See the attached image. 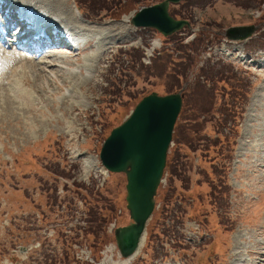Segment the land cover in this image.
<instances>
[{"label": "rangeland", "instance_id": "374dc122", "mask_svg": "<svg viewBox=\"0 0 264 264\" xmlns=\"http://www.w3.org/2000/svg\"><path fill=\"white\" fill-rule=\"evenodd\" d=\"M157 1H27L56 15L65 29L92 37L76 57L60 46L46 50L35 58L40 66H29L34 55L17 51L14 39L3 46L0 38V60L5 52L29 60L16 78L19 96L15 83L0 91V264L121 262L114 241L92 256L80 238L70 248L71 260L73 252L79 256L75 262L55 254L62 230L77 235L81 227L86 238V216L109 203L117 225L130 223L125 176L102 167L101 145L144 96L178 88L184 103L176 124L182 128L169 149L145 241L129 264H264V62L258 63L264 59V0L170 6L174 18L189 22L169 44L191 45L194 60L183 84L168 67L150 65L152 51L161 47L153 46L158 33L124 22ZM250 25V39H226L227 29Z\"/></svg>", "mask_w": 264, "mask_h": 264}, {"label": "water", "instance_id": "95a60500", "mask_svg": "<svg viewBox=\"0 0 264 264\" xmlns=\"http://www.w3.org/2000/svg\"><path fill=\"white\" fill-rule=\"evenodd\" d=\"M180 0H163L142 8L131 19L134 27L152 28L167 37L189 26L185 20H176L168 13L170 4ZM255 28L233 27L226 31L231 40L249 38ZM180 93L143 97L130 115L112 129L103 142L99 159L112 173L126 176V209L132 223L114 232L121 257H131L144 234L145 226L154 209V196L161 181L174 124L180 113Z\"/></svg>", "mask_w": 264, "mask_h": 264}, {"label": "bare ground", "instance_id": "6f19581e", "mask_svg": "<svg viewBox=\"0 0 264 264\" xmlns=\"http://www.w3.org/2000/svg\"><path fill=\"white\" fill-rule=\"evenodd\" d=\"M27 1H29V0H20V2H21V4L22 5H26L25 3H28ZM36 5V4H35ZM30 6H34L33 4L31 5L30 3H29V7ZM47 7V6H46ZM7 9V11H4L5 13H4V15H3V18H4V20L5 19H11V22L12 23H14V26L15 27H17V26H20L23 22H25V20H26V17H22V16H17L18 15V9L16 10V6H11L9 3H5V2H0V10L1 9ZM35 8H41V7H39V6H37V7H35ZM49 9H50V7H49ZM55 12V11H54ZM58 13V12H57ZM48 14H50V15H52V16H56V15H54V14H51V13H48ZM66 20H68V21H70L71 22V20H69V19H65V17H64V21H62V22H64L65 23V21ZM124 22H129V19L128 18H125L124 19ZM61 22H59V24H60ZM71 23H73V22H71ZM65 27V26H64ZM64 27H62V30L61 29H54V30H51L50 31V35H49V39H50V37H51V39H50V41H48V43H50L51 44V47L52 48H57L58 47V45L60 44L61 45V47H62V45L63 44H61L62 42H64V41H66L67 40V38L69 37L65 32H64ZM75 27V26H74ZM77 27V26H76ZM67 28V27H66ZM68 29V30H67ZM66 29V31L67 32H71V33H83V32H81V31H77L76 29L77 28H71V27H69V28H67ZM3 31H7L8 33L11 31V29L8 27V28H5V29H3ZM84 34V33H83ZM14 37H17V34L15 33L14 34ZM43 42H45V41H43ZM7 43V40L5 41V43H4V45ZM47 43V42H46ZM88 43H90L89 41H88ZM3 45V46H4ZM48 45V44H47ZM6 46V45H5ZM5 48V47H4ZM21 49L22 50H24V51H29V47H27L26 45H23L22 47H21ZM63 49H67V48H65V47H63ZM84 49H80V50H76V51H69V54H71V55H74L75 57L76 56H78L80 53H83L82 51H83ZM50 53V52H49ZM106 53V52H105ZM5 55H4V57H5V61L4 60H0V91H2V93H3V90H4V92H5V90H7V88L9 87V86H11L13 83H15V85H16V87H17V90L19 91L18 93L16 92V95H18L19 96V94H20V88H22V87H20L19 88V85H17V83L19 82V80L17 79L16 80V78L19 76V74H21V73H23V70H25L24 68H25V63L26 62H29V60H25V59H21L20 57H19V59L20 60H18V58L16 57V55L15 54H13V53H8V52H5L4 53ZM34 55V59H32L31 58V62H32V64H29V66H33V64H37L38 66H40L41 64H42V62L41 61H38V62H35V58H38L39 56H45L44 54H43V51L42 52H36L35 54H33ZM52 58V57H51ZM10 59V61H8ZM15 60H18V65H17V67L16 68H13L14 66H12L13 64H14V61ZM17 63V62H16ZM45 63H43V66H45L44 65ZM35 67H37V66H35ZM51 67V66H50ZM8 73H10V76H7V74ZM72 76V75H71ZM15 80H16V82H15ZM24 84H25V82L24 81H22ZM15 87V86H14ZM10 88V87H9ZM13 88V87H12ZM10 90V89H9ZM8 90V91H9ZM10 91H12V89L10 90ZM10 91H9V93H10ZM12 93V92H11ZM13 94H14V91H13ZM2 95V94H1ZM16 96H15V94H14V96H13V98H15ZM2 98H3V96H2ZM5 98V97H4ZM17 99V98H16ZM21 100V99H20ZM15 101V100H14ZM19 101V100H18ZM17 101V102H18ZM3 102H5V101H3ZM7 103V102H6ZM11 105H12V103H10ZM17 104V103H16ZM21 106V105H20ZM13 109V108H12ZM135 256V255H134ZM133 256V257H134ZM133 257H128V258H121V259H123L121 262H119V263H112V264H129V261L133 258Z\"/></svg>", "mask_w": 264, "mask_h": 264}, {"label": "trees", "instance_id": "16d2710c", "mask_svg": "<svg viewBox=\"0 0 264 264\" xmlns=\"http://www.w3.org/2000/svg\"><path fill=\"white\" fill-rule=\"evenodd\" d=\"M140 3L145 4V2H148L149 0H138ZM182 47L179 50L180 53V59L182 60L181 63H173L172 61V57H170L169 55H167L168 57L165 56V54L163 56H165L164 58H157L155 60V64L156 63H160L162 64V69L165 70L166 67L169 68V75L176 77L178 84L181 81H185V76H186V64H188V61L190 60L189 58V53L186 52V48ZM189 47H191V45H189ZM177 66V67H176ZM176 67V68H175ZM175 68V69H174ZM224 78H220L219 80H223ZM185 102L187 103V101L185 100ZM226 110L224 109V113ZM182 128V126H178V123L175 127L174 130V140L176 141V135L177 132L179 131V129ZM187 129L186 127H184V130ZM189 130L187 129V132ZM175 157H177L176 155L174 157H172V159H175ZM176 160V159H175ZM170 160L168 165L170 164ZM85 188V187H82ZM96 200L98 204H103L104 200L99 196V193L96 192L95 194ZM97 204V205H98ZM109 206H102V208H97V210L95 211H90V213H88L87 218H86V222L89 225L88 229L85 230L84 234L86 236V238L90 239L89 237V233L91 234V236L93 238H91L92 240L89 241L87 240L85 237H82L83 240L85 239L87 242V246L89 249H93L96 252V248L99 249V251L101 250V248L103 247V245L113 241V237L112 235L109 236L108 233H106L107 230V225L112 221V219L115 216L114 213V207L115 205H111L112 203H109ZM89 232V233H88ZM88 236V237H87ZM74 239H78V236L76 237H72L70 238V242H72ZM65 249H68L69 246H65ZM71 253L69 251L64 252V259L70 260L71 262L75 261V258L72 256V260H71Z\"/></svg>", "mask_w": 264, "mask_h": 264}]
</instances>
